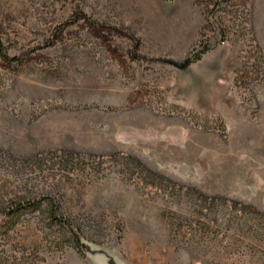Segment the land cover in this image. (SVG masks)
Listing matches in <instances>:
<instances>
[{
  "label": "rangeland",
  "instance_id": "obj_1",
  "mask_svg": "<svg viewBox=\"0 0 264 264\" xmlns=\"http://www.w3.org/2000/svg\"><path fill=\"white\" fill-rule=\"evenodd\" d=\"M0 44L6 254L264 264V0H0Z\"/></svg>",
  "mask_w": 264,
  "mask_h": 264
},
{
  "label": "trees",
  "instance_id": "obj_2",
  "mask_svg": "<svg viewBox=\"0 0 264 264\" xmlns=\"http://www.w3.org/2000/svg\"><path fill=\"white\" fill-rule=\"evenodd\" d=\"M1 44H0V54L2 59L8 61V62H15L17 61V58L14 57H8L6 54L1 53ZM43 201V200H42ZM46 207L50 208L49 212V219L55 223L56 225L64 224V221L56 217V214L54 212V208H51L52 204L46 202ZM41 207V201H26L24 198H17L15 200L8 199L0 202V242L2 239H4L8 232L12 230V228L17 223L18 218L24 213V212H38ZM71 239L74 241L76 247H82L78 244L77 238L75 235L72 234ZM2 243H0V264H27V257H23L22 255L20 257H14L11 254H6L2 248Z\"/></svg>",
  "mask_w": 264,
  "mask_h": 264
}]
</instances>
